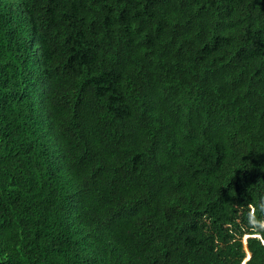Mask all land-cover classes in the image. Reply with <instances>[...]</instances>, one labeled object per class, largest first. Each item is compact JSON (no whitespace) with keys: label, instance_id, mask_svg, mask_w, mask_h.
Returning a JSON list of instances; mask_svg holds the SVG:
<instances>
[{"label":"trees","instance_id":"trees-1","mask_svg":"<svg viewBox=\"0 0 264 264\" xmlns=\"http://www.w3.org/2000/svg\"><path fill=\"white\" fill-rule=\"evenodd\" d=\"M164 1L185 38L179 95L106 51L154 0H0V264H243L247 249L264 264L248 226L264 203V0ZM215 68L217 95L201 85ZM152 90L182 114L169 185L149 128L129 132L148 150L135 158L105 138L113 115L165 108Z\"/></svg>","mask_w":264,"mask_h":264},{"label":"clouds","instance_id":"clouds-1","mask_svg":"<svg viewBox=\"0 0 264 264\" xmlns=\"http://www.w3.org/2000/svg\"><path fill=\"white\" fill-rule=\"evenodd\" d=\"M154 1L157 7L156 12L150 13L146 8H142L140 13L126 18L119 31L121 40L115 46L107 47L106 51L110 52L109 55L119 50L128 53L137 65L140 79L145 84L150 87L157 86L166 83L169 79L171 84L164 88L172 90L174 95H179L184 92L185 88H181L182 82L181 80L179 81V78L172 77V68L184 53L185 38L182 31L177 27L175 8L171 4L166 5L164 0ZM212 13L213 11H208L207 14L212 15ZM44 78L46 90L49 91V89L54 87V83L58 77L49 72L48 75L44 74ZM225 82V70L215 68L210 70L204 79L201 80V85L204 87V90L207 88L217 95ZM150 97H154L157 106L165 108L159 112L156 110L147 115L130 111H123L119 115H113L109 130L111 134H106L105 138L110 139L128 157L135 158L138 152L147 155L148 150L144 144L138 142L136 136L129 137V132L139 130L138 134H140L141 130L149 128L156 139L155 143L149 142L157 150L154 167L150 166V168L162 179L168 176L171 183L173 179V176H171L172 171L169 170L167 172L164 169L162 170L160 169V165L165 163L172 164L173 161L169 159L170 155L174 157L176 162L178 158L180 160V154L185 144L183 142L179 144L174 143L171 140V135H183L182 114L177 115V112L172 113L168 110L167 105H163L165 101H170L169 95L158 90H152L151 92H147V98ZM117 107L118 105L115 103L113 108ZM113 127L116 130L112 129ZM162 156L165 158L164 163L156 159ZM159 182L166 184L164 183V179ZM259 209L261 213L259 218L254 214H249L248 226L253 230L264 231V203L259 205ZM251 259L252 255L247 249V255L243 260V264H247Z\"/></svg>","mask_w":264,"mask_h":264}]
</instances>
